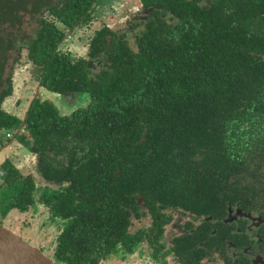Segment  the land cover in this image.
Here are the masks:
<instances>
[{
    "label": "trees",
    "instance_id": "obj_1",
    "mask_svg": "<svg viewBox=\"0 0 264 264\" xmlns=\"http://www.w3.org/2000/svg\"><path fill=\"white\" fill-rule=\"evenodd\" d=\"M141 1L153 9L146 21L131 33L91 29L87 59H75L58 45L66 31L91 28L95 0H0V102L23 47L46 90L90 98L66 117L34 100L18 136L45 177L68 183L44 196L66 222L56 264H99L129 249L134 194L162 209L213 191L264 199V2ZM93 59L102 64L90 75ZM20 123L0 110V128ZM0 179L3 213L32 205L30 176L6 160Z\"/></svg>",
    "mask_w": 264,
    "mask_h": 264
},
{
    "label": "flooded vegetation",
    "instance_id": "obj_2",
    "mask_svg": "<svg viewBox=\"0 0 264 264\" xmlns=\"http://www.w3.org/2000/svg\"><path fill=\"white\" fill-rule=\"evenodd\" d=\"M196 1L201 8H210L215 3L218 9L233 5L232 0ZM246 1L248 3L256 0ZM99 2H102L101 5H98ZM106 2L107 0H95L91 9L94 16L91 28L66 31L64 39L58 45V51L69 53L75 59H87L91 29L105 27L119 33H131L133 26L146 21L153 10L139 0L135 14L126 19L125 28L121 31L114 30L109 24L101 23L96 14V9ZM30 31L31 29L26 33L30 34ZM73 46H78L79 49H73ZM23 52L25 61L21 62ZM10 53L16 55L14 50ZM27 53V48L23 47L19 59L15 63L11 62L7 74L11 93L0 102L1 111L21 120L15 131L0 128V165L6 160L11 161L23 177L30 176L33 179L37 194L32 205L22 212L11 209L3 213V201L0 197L1 220L4 221L11 214L10 223L13 222L19 227L10 229L2 222L0 225L20 235L54 261L57 238L66 222L52 214L51 208L44 202V196L60 191L68 183L45 177L39 170L40 157L29 152L18 136L23 133V125L34 100L52 103L59 114L66 117L78 109L86 108L90 98L87 93L82 92L59 94L46 90L41 85V72L28 61ZM98 61H88L90 75L96 74L100 69L102 62ZM34 82L36 84L33 87ZM45 92L56 98L62 97L67 106L71 107L70 112H64L49 98H45ZM19 147L24 150V154L22 161L16 162ZM1 189L3 184L0 179V194ZM133 197L135 202L129 208L126 228V233L131 237L128 244L132 246L129 249L120 247L117 254L109 255L99 264H264V199L259 201L246 196H223L222 191H213L208 197L203 196L201 201L193 202L184 209L172 206L162 209L157 202L152 204V201L137 194Z\"/></svg>",
    "mask_w": 264,
    "mask_h": 264
},
{
    "label": "rangeland",
    "instance_id": "obj_3",
    "mask_svg": "<svg viewBox=\"0 0 264 264\" xmlns=\"http://www.w3.org/2000/svg\"><path fill=\"white\" fill-rule=\"evenodd\" d=\"M101 3L102 2H99L98 5H101ZM138 4H139V0H107V2L102 6L98 7L96 9L97 12L96 11L95 12L98 15L97 17L100 19L99 21L101 23L109 24L112 27V29L121 31L127 25L126 19H128L130 16L135 14L134 11L135 8L138 6ZM33 25L34 24L32 23V19H30L29 17H25L23 19L22 27L23 29H26V31H29L30 29L33 30ZM73 49L77 50L79 49V47L73 46ZM24 57H25V53L23 52L21 62L25 61ZM35 84L36 82H34L32 86L34 87ZM43 96L45 98H49L64 112L65 111L70 112L71 107L67 106V104L64 102V99L62 97L60 98L59 96L58 98H56L54 95L48 92L43 93ZM17 150L19 151L18 152L19 155L17 158H15V161L19 162L22 161V155L24 154V150L21 147L17 148ZM0 222H2L4 226L10 229H15L19 227L13 222L9 223L6 219L2 221L1 217H0Z\"/></svg>",
    "mask_w": 264,
    "mask_h": 264
},
{
    "label": "water",
    "instance_id": "obj_4",
    "mask_svg": "<svg viewBox=\"0 0 264 264\" xmlns=\"http://www.w3.org/2000/svg\"><path fill=\"white\" fill-rule=\"evenodd\" d=\"M0 264H55L38 247L0 225Z\"/></svg>",
    "mask_w": 264,
    "mask_h": 264
},
{
    "label": "crops",
    "instance_id": "obj_5",
    "mask_svg": "<svg viewBox=\"0 0 264 264\" xmlns=\"http://www.w3.org/2000/svg\"><path fill=\"white\" fill-rule=\"evenodd\" d=\"M10 217H11V214H10V216L7 217V219H6L9 223H10V219H11Z\"/></svg>",
    "mask_w": 264,
    "mask_h": 264
}]
</instances>
